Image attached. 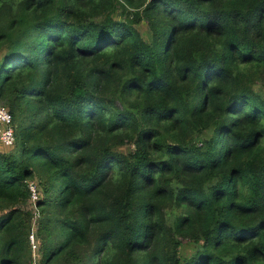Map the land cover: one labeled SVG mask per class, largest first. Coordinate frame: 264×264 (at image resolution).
Here are the masks:
<instances>
[{
    "label": "trees",
    "instance_id": "16d2710c",
    "mask_svg": "<svg viewBox=\"0 0 264 264\" xmlns=\"http://www.w3.org/2000/svg\"><path fill=\"white\" fill-rule=\"evenodd\" d=\"M1 104L0 264H264V0H0Z\"/></svg>",
    "mask_w": 264,
    "mask_h": 264
},
{
    "label": "built area",
    "instance_id": "2783aa9c",
    "mask_svg": "<svg viewBox=\"0 0 264 264\" xmlns=\"http://www.w3.org/2000/svg\"><path fill=\"white\" fill-rule=\"evenodd\" d=\"M15 131L13 127V116L9 112L8 108L0 105V146L2 147H12L15 144ZM30 190L32 193V203H35L38 200L39 190L37 185L32 182L30 183ZM31 244L33 247L34 253H37V243L35 234L31 235ZM36 257V256H35ZM35 264H38L35 262Z\"/></svg>",
    "mask_w": 264,
    "mask_h": 264
},
{
    "label": "rangeland",
    "instance_id": "374dc122",
    "mask_svg": "<svg viewBox=\"0 0 264 264\" xmlns=\"http://www.w3.org/2000/svg\"><path fill=\"white\" fill-rule=\"evenodd\" d=\"M140 29H141V31L142 32H146L147 31V29L145 28V26L144 25H142L141 27H140ZM2 105V104H1ZM3 106H5V105H3ZM6 107V106H5ZM0 150H5V151H7V152H10L11 150H12V148H10V149H7V147H1L0 148ZM33 206H35V205H28V208L30 209L31 207H32V210L34 211V207ZM36 243H37V245H38V241L36 240ZM37 251V250H36ZM34 254V256H37V253L35 252V253H33Z\"/></svg>",
    "mask_w": 264,
    "mask_h": 264
},
{
    "label": "crops",
    "instance_id": "0c3cea01",
    "mask_svg": "<svg viewBox=\"0 0 264 264\" xmlns=\"http://www.w3.org/2000/svg\"><path fill=\"white\" fill-rule=\"evenodd\" d=\"M2 146H0V148H1Z\"/></svg>",
    "mask_w": 264,
    "mask_h": 264
}]
</instances>
